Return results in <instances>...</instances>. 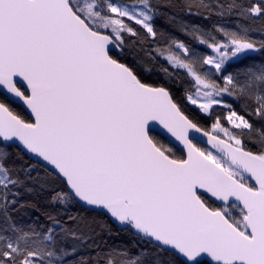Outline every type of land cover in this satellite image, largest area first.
<instances>
[{"label": "snow or ice", "instance_id": "1", "mask_svg": "<svg viewBox=\"0 0 264 264\" xmlns=\"http://www.w3.org/2000/svg\"><path fill=\"white\" fill-rule=\"evenodd\" d=\"M0 264H264V0H0Z\"/></svg>", "mask_w": 264, "mask_h": 264}, {"label": "trees", "instance_id": "2", "mask_svg": "<svg viewBox=\"0 0 264 264\" xmlns=\"http://www.w3.org/2000/svg\"><path fill=\"white\" fill-rule=\"evenodd\" d=\"M161 23H162V21H161Z\"/></svg>", "mask_w": 264, "mask_h": 264}]
</instances>
